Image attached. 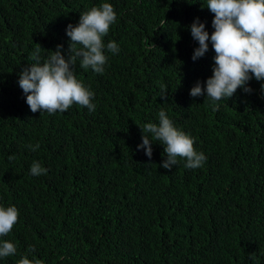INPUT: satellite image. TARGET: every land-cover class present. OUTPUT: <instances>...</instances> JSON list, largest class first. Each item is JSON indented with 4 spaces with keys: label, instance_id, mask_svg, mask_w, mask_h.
<instances>
[{
    "label": "trees",
    "instance_id": "obj_1",
    "mask_svg": "<svg viewBox=\"0 0 264 264\" xmlns=\"http://www.w3.org/2000/svg\"><path fill=\"white\" fill-rule=\"evenodd\" d=\"M105 2L117 22L104 43L120 51L105 50L103 74L74 66L95 111L31 112L18 79L36 44L42 60L57 45L67 55V25ZM197 18L211 35L207 0H0V204L20 213L0 238L17 254L0 264H17L30 246L28 258L44 264H264V81L253 78L251 93L238 89L217 111L206 94L191 97L215 56L209 41L192 59ZM161 110L194 138L203 167L179 159L162 168L159 141L151 159L138 150L140 128L158 124ZM33 161L47 174L31 175Z\"/></svg>",
    "mask_w": 264,
    "mask_h": 264
},
{
    "label": "clouds",
    "instance_id": "obj_2",
    "mask_svg": "<svg viewBox=\"0 0 264 264\" xmlns=\"http://www.w3.org/2000/svg\"><path fill=\"white\" fill-rule=\"evenodd\" d=\"M207 9L214 14V31L209 35L205 24L198 18L193 22L190 33L199 46L194 50L192 59L196 61L203 57L209 50L210 41L215 52L214 67L212 76L205 82L206 87L197 81L190 90V96L196 98L206 94L212 110L217 111L218 102L230 99L238 89L251 93L252 89L247 85L253 78L264 81V0H207ZM116 22L114 7L105 2L82 13L76 26L67 25L66 35L70 38L67 55L62 53L63 46L57 45L56 50L48 51L51 55L42 60L40 53L44 49L36 44L30 56L34 63L23 68L18 79L31 112L63 114L74 104L86 107L90 112L95 111V93L90 86H85L76 78L74 66L79 59L81 68L91 69L97 74L104 73L108 61L105 50L114 55L120 51L114 41L107 45L104 43V38ZM261 88L264 91V84ZM162 92L160 98L164 99L167 90L162 89ZM158 116V124L149 122L140 128L143 135L138 150L144 149L151 159L153 141H159L166 154V159L160 165L162 168L171 171L179 159L186 161L185 168L194 170L203 167L207 157L195 149L194 138L178 129L164 110ZM39 147V144L28 145L31 151H37ZM8 159L14 160L15 156ZM47 172L48 169L38 161L31 164V175L38 177ZM19 215L14 205L5 207L0 204V238L11 233ZM35 251V247L30 246L17 264H44L38 258H28ZM16 254L17 246L14 243L0 239V258Z\"/></svg>",
    "mask_w": 264,
    "mask_h": 264
}]
</instances>
